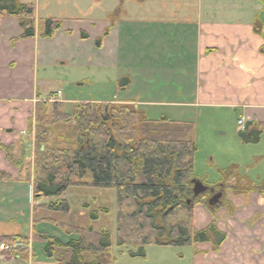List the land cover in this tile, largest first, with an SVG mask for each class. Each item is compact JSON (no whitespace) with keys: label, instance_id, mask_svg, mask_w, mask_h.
<instances>
[{"label":"crops","instance_id":"obj_1","mask_svg":"<svg viewBox=\"0 0 264 264\" xmlns=\"http://www.w3.org/2000/svg\"><path fill=\"white\" fill-rule=\"evenodd\" d=\"M67 1L74 0L55 4ZM78 9L72 19L63 15L61 29L48 39L40 38V24L55 19L49 14L43 18L35 10L38 33L29 39H19L15 18L0 19V145L10 155L0 150V242L17 238L26 246L14 255L0 252V264H68L71 257L69 249L58 248L47 258L44 243L33 239L34 230L47 235L38 224L62 225L51 218L59 212L32 202L34 133L46 96L53 93L41 94V87L61 67L76 73L77 86L92 84L96 70L117 69L106 85L125 96L110 104L133 105L145 114L141 106L167 107L173 111L158 118L191 124L194 175L203 184H216L219 172L230 166L251 183L264 181V134L257 144L245 145L236 126L239 118L264 123V0H116L87 19L88 9ZM256 22L261 34L254 32ZM134 46L144 52L127 60ZM48 146L54 147L49 141ZM230 154L239 158H227ZM227 241L214 251L216 257ZM222 260L216 264H228Z\"/></svg>","mask_w":264,"mask_h":264},{"label":"trees","instance_id":"obj_2","mask_svg":"<svg viewBox=\"0 0 264 264\" xmlns=\"http://www.w3.org/2000/svg\"><path fill=\"white\" fill-rule=\"evenodd\" d=\"M3 17L17 20L21 30L19 39L33 38L38 33L35 8L31 4L0 0V19ZM41 24L40 38L44 39L51 38L62 25L51 18L42 20ZM254 32L261 34L257 22ZM106 34L107 31L102 36ZM100 42L98 39L96 45ZM261 52L264 54V47ZM60 107L57 103L47 105L36 123L34 202L52 199L44 207L51 212L66 213L69 207L62 196L69 187L110 189L114 191L118 208L116 246L136 245L135 253L127 251L129 257L143 258L147 246L185 247L211 243L213 250L218 251L226 235L218 230L215 219L199 230L188 221L171 222L180 214L191 219L193 208L201 202L202 196L193 197L191 191L192 181L196 179L193 158L197 151L191 124L164 117L148 120L145 113L133 105L77 103L71 114L62 113ZM46 119L48 125H74L76 141L68 149L48 146L50 130L41 123ZM263 134L264 123H246L238 137L243 144L254 145ZM0 150L10 159L7 149L0 145ZM206 185L212 187V184ZM214 186L235 194H264V181L253 185L240 177L233 166L219 172V182ZM128 207L132 211L125 214L124 209ZM58 227L77 238L63 243L33 231V239L44 243L47 258L53 256L55 249L67 248L71 253L68 264H100L97 257L111 245L106 232L64 224ZM13 240L19 239L3 241ZM86 254L91 261L84 259Z\"/></svg>","mask_w":264,"mask_h":264},{"label":"rangeland","instance_id":"obj_3","mask_svg":"<svg viewBox=\"0 0 264 264\" xmlns=\"http://www.w3.org/2000/svg\"><path fill=\"white\" fill-rule=\"evenodd\" d=\"M24 4H31L35 10L39 11L41 17H45L47 14L53 16L55 20L60 21L61 17L67 13V17L72 19L79 14L78 7L82 9H88L87 13L81 15L87 19L93 15H97L102 10L112 6L116 0H74L59 3L56 6L55 0H19ZM75 9H72V6ZM79 5V6H78ZM134 3L130 4L133 8ZM88 7V8H87ZM135 8V5H134ZM42 28V24H40ZM144 52L138 49L136 46L131 48L127 60L133 59L135 61L141 53ZM124 53L126 50L124 49ZM123 54L120 53V56ZM132 55V58H131ZM119 60V68L121 60ZM140 59V58H139ZM185 63L190 65L192 62L188 58L185 59ZM186 65V66H187ZM61 73L54 75H46L44 87H41V94L48 92H55L60 90L62 95L60 100L67 101L61 107V112L64 114H71L74 106L77 103H90L100 104L120 101L124 96L115 90L113 87L106 85V82L113 77L118 76L117 69H109L108 72L100 73L97 70L93 75L94 79L92 84H84L77 86V82L74 81L76 73L73 70H66L65 67H61ZM121 84H124L121 82ZM117 86V84H116ZM118 86L119 83H118ZM142 101H146L142 98ZM53 103H47L52 105ZM142 110H145L146 116L150 120H157L159 115L169 114L173 110L167 107L160 110L151 108L149 106H141ZM41 110V115L43 114ZM49 111V110H48ZM160 112V114H158ZM49 116V114H48ZM41 123L48 125L46 120H41ZM40 123V124H41ZM50 130L47 140L51 145L58 149H68L71 143L76 141L77 129L74 125L70 124H50L48 125ZM204 150V148H200ZM227 158L236 161L239 157L230 154ZM198 171V170H197ZM237 172H239L237 170ZM244 178V176L239 175ZM246 180V179H245ZM248 181V180H246ZM217 182V181H216ZM251 183L250 181H248ZM243 182L242 184H245ZM259 182L251 183L257 185ZM212 183V189L222 193V199L212 207L208 208L207 200L210 198V194L207 192L201 197L199 205L195 206V213L191 219L186 218L185 215L180 214L176 219L171 222L188 221L191 227L199 230L203 228L212 219L216 220L218 227L223 230L228 237V241L222 248V257H216L211 243H198L192 246L185 247H155L147 246L145 248V255L140 257H129L127 251H135L136 245L129 244L126 247L116 246V226L118 208L115 202L114 191L110 189H96L88 188L85 186H71L62 196L69 207L68 214L51 216L52 219H56L60 223L72 227L86 228L91 227L94 232L104 231L110 237V246L106 252H103L97 257V261L100 264H216L220 259L222 262L228 264H264V219L262 214V196L255 193L248 194H235L227 191L224 188L214 186ZM241 184V185H242ZM243 186V185H242ZM256 201H252L253 198ZM261 198V199H260ZM53 201L52 199H42L33 204H47ZM256 202V203H255ZM202 204V205H201ZM131 208H125L124 213H131ZM51 214V213H48ZM62 214V215H61ZM188 219V220H187ZM36 229L44 231L47 235L55 237L61 242H68L71 239L77 238L73 234L65 233L64 229L54 226L53 224L36 226ZM34 249L37 253H41V244L36 243ZM43 252V251H42ZM44 253V252H43ZM58 256V257H57ZM56 259L63 260V256L57 255ZM86 261H91L90 255L84 256Z\"/></svg>","mask_w":264,"mask_h":264},{"label":"water","instance_id":"obj_4","mask_svg":"<svg viewBox=\"0 0 264 264\" xmlns=\"http://www.w3.org/2000/svg\"><path fill=\"white\" fill-rule=\"evenodd\" d=\"M192 195L193 197H198L200 195H203L206 192V187L199 181L197 180H193L192 181ZM222 194L221 193H217L215 195H213L207 202L208 206L212 207L215 204H217L219 202V200L221 199Z\"/></svg>","mask_w":264,"mask_h":264},{"label":"built area","instance_id":"obj_5","mask_svg":"<svg viewBox=\"0 0 264 264\" xmlns=\"http://www.w3.org/2000/svg\"><path fill=\"white\" fill-rule=\"evenodd\" d=\"M60 96V92H56L55 94H52L48 100L49 102H54L56 101V99ZM237 125L240 127V130L243 131L244 130V126H243V122L242 120H238L237 121ZM23 247L22 244L20 243H13V244H10V245H5V244H0V250L2 251H13V250H16V249H19ZM1 258V257H0Z\"/></svg>","mask_w":264,"mask_h":264},{"label":"flooded vegetation","instance_id":"obj_6","mask_svg":"<svg viewBox=\"0 0 264 264\" xmlns=\"http://www.w3.org/2000/svg\"><path fill=\"white\" fill-rule=\"evenodd\" d=\"M207 191H208V193L210 194V197H211L212 195H214V191H215V190H213V189H209V188H208Z\"/></svg>","mask_w":264,"mask_h":264}]
</instances>
